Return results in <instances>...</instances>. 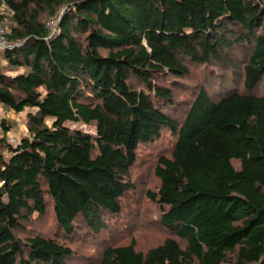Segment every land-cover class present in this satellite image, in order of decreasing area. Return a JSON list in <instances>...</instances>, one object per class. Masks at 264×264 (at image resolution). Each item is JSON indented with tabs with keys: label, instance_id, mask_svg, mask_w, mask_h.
<instances>
[{
	"label": "trees",
	"instance_id": "obj_1",
	"mask_svg": "<svg viewBox=\"0 0 264 264\" xmlns=\"http://www.w3.org/2000/svg\"><path fill=\"white\" fill-rule=\"evenodd\" d=\"M0 3L13 20L0 106L29 109L16 143L1 121L0 264H65L71 248L17 232L49 203L67 233L80 214L98 227L118 216L139 145L163 128L175 143L148 194L186 245L166 238L142 253L132 240L106 247L100 264H264V94L252 92L264 78V0ZM45 14L58 17L54 28ZM234 46L250 49L245 91L214 101L200 90L182 122L172 119L164 105L189 65L222 63Z\"/></svg>",
	"mask_w": 264,
	"mask_h": 264
},
{
	"label": "rangeland",
	"instance_id": "obj_2",
	"mask_svg": "<svg viewBox=\"0 0 264 264\" xmlns=\"http://www.w3.org/2000/svg\"><path fill=\"white\" fill-rule=\"evenodd\" d=\"M61 12V11H59ZM0 25L7 34L13 26L12 13L9 8L0 3ZM46 24L55 19L49 14L43 15ZM50 28H54L50 25ZM227 59L222 63H212L206 66L189 65L190 73L176 82L173 87L174 95L170 104L164 105V111L176 122L181 123L189 107L200 90H204L210 99L216 101L224 95L233 92H244V65L247 63L250 49L234 46L225 51ZM160 82V81H159ZM163 85H169L161 80ZM256 94H264V78L252 90ZM16 113L4 106H0L1 121L10 127L8 138H20L27 135L26 113ZM50 125L51 121L47 120ZM84 131L93 133V126L73 125ZM175 143V136L163 128L160 137L155 141L139 145L137 158L129 170L128 182L130 189L121 197V213L118 216H106L100 226L89 221L86 215H78L70 233L62 230L54 216L51 203L46 214L34 215L23 231L17 236L25 237L39 235L54 239L58 243L72 249V256L65 264H100L102 253L108 246L128 245L132 240L135 249L146 253L149 249L160 245L166 238L176 239L181 247L185 241L178 238L174 231L160 222L161 207L148 193L157 191L159 180L154 170L157 159L170 156ZM238 168L239 163L233 161Z\"/></svg>",
	"mask_w": 264,
	"mask_h": 264
},
{
	"label": "built area",
	"instance_id": "obj_3",
	"mask_svg": "<svg viewBox=\"0 0 264 264\" xmlns=\"http://www.w3.org/2000/svg\"><path fill=\"white\" fill-rule=\"evenodd\" d=\"M58 17H56L55 19H51L50 22L48 23V25L54 27L57 23ZM6 35L7 32L6 30L0 26V52L11 47V44L7 41L6 39ZM10 143H16L17 142V138H8Z\"/></svg>",
	"mask_w": 264,
	"mask_h": 264
}]
</instances>
